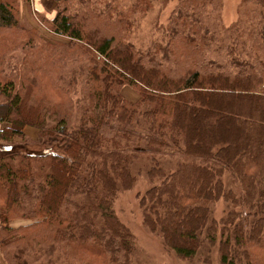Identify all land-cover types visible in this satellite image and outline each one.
<instances>
[{"label":"trees","instance_id":"16d2710c","mask_svg":"<svg viewBox=\"0 0 264 264\" xmlns=\"http://www.w3.org/2000/svg\"><path fill=\"white\" fill-rule=\"evenodd\" d=\"M169 1L54 0L31 16L45 42L30 0H0V142L30 127L50 150L0 156L4 264H140L114 210L139 178L142 225L179 260L264 264V0L227 26L223 0H177L137 45Z\"/></svg>","mask_w":264,"mask_h":264},{"label":"rangeland","instance_id":"374dc122","mask_svg":"<svg viewBox=\"0 0 264 264\" xmlns=\"http://www.w3.org/2000/svg\"><path fill=\"white\" fill-rule=\"evenodd\" d=\"M177 0H170L165 9L159 10V7H155L151 13H149L145 19H143L140 29L135 35L134 42L137 45H144L154 34L153 28L157 24H165L168 15L172 8L175 6ZM241 0H223L221 5L220 15L224 25H230L234 22L238 16V9ZM19 15L21 23L26 27H33L37 34L38 39H42L45 42L49 41V36L44 32L43 25L36 26L33 23L31 16L39 18L43 17L47 20L54 16V0H30V3L26 5L25 3H20L19 5ZM22 49L27 48L26 43H21ZM9 46V41H4L0 43V47ZM11 48V47H10ZM13 48V47H12ZM11 54L18 58L20 49L15 47ZM124 96L129 99H135L134 92L129 88L123 89ZM244 132H246L244 130ZM25 138L23 140L15 139L12 143L0 142V156L7 152L17 151V152H29V153H40L44 154L49 149L45 148L46 145L39 138V133L36 129L27 127L24 130ZM229 143L233 144L228 140ZM54 150V149H53ZM147 188V184L139 178L136 185L128 190L120 192L116 200L114 201V210L119 221L124 224L129 231L132 233L137 244V259L140 264H203L201 262V257L192 261H182L179 260L173 253L166 251L160 239L151 234L142 225L141 211L138 205L137 195L141 194L144 189ZM224 209L223 203L220 201L215 204L214 214L218 218L222 215ZM27 221L17 220L13 221L11 224L13 227H18L20 225L27 224ZM205 252H201V256ZM0 264H4L0 258ZM209 264H219V257L217 249L211 250L210 253V263Z\"/></svg>","mask_w":264,"mask_h":264}]
</instances>
